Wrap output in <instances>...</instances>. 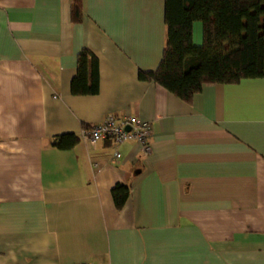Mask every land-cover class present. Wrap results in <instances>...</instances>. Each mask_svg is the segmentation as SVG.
I'll return each instance as SVG.
<instances>
[{
	"label": "crops",
	"instance_id": "0c3cea01",
	"mask_svg": "<svg viewBox=\"0 0 264 264\" xmlns=\"http://www.w3.org/2000/svg\"><path fill=\"white\" fill-rule=\"evenodd\" d=\"M82 4L76 23L72 0H0V264H264V78L186 102L139 79L162 62L166 0ZM84 49L100 92L75 96ZM111 116L149 122L151 153L81 139Z\"/></svg>",
	"mask_w": 264,
	"mask_h": 264
},
{
	"label": "trees",
	"instance_id": "16d2710c",
	"mask_svg": "<svg viewBox=\"0 0 264 264\" xmlns=\"http://www.w3.org/2000/svg\"><path fill=\"white\" fill-rule=\"evenodd\" d=\"M82 0H72L71 18H83ZM168 41L156 71L139 72L141 81L155 82L180 99L191 102L210 84H235L243 79L264 78V0H166ZM196 22L204 27L202 45L193 40ZM100 92L98 58L88 49L78 56L71 81L75 96ZM77 135L56 136L52 146L71 150ZM131 186L118 183L112 189L115 206L122 210Z\"/></svg>",
	"mask_w": 264,
	"mask_h": 264
},
{
	"label": "built area",
	"instance_id": "2783aa9c",
	"mask_svg": "<svg viewBox=\"0 0 264 264\" xmlns=\"http://www.w3.org/2000/svg\"><path fill=\"white\" fill-rule=\"evenodd\" d=\"M151 135L152 129L149 122L134 116H127L123 120H117L111 116L99 124L84 128L81 139L91 145H95L102 140H110L116 144L135 141L142 147L144 154L147 156L152 150ZM116 155L120 157L119 153Z\"/></svg>",
	"mask_w": 264,
	"mask_h": 264
}]
</instances>
